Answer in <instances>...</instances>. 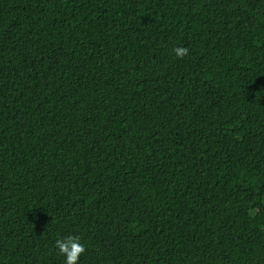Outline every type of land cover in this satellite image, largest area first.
I'll return each instance as SVG.
<instances>
[{
    "label": "trees",
    "instance_id": "trees-1",
    "mask_svg": "<svg viewBox=\"0 0 264 264\" xmlns=\"http://www.w3.org/2000/svg\"><path fill=\"white\" fill-rule=\"evenodd\" d=\"M67 236L264 264V0H0V264Z\"/></svg>",
    "mask_w": 264,
    "mask_h": 264
},
{
    "label": "clouds",
    "instance_id": "clouds-1",
    "mask_svg": "<svg viewBox=\"0 0 264 264\" xmlns=\"http://www.w3.org/2000/svg\"><path fill=\"white\" fill-rule=\"evenodd\" d=\"M177 56L183 58L188 54L187 48H174ZM55 248L59 255L66 257L65 264H78L81 254L85 252V247L80 243V237L67 236L55 241Z\"/></svg>",
    "mask_w": 264,
    "mask_h": 264
}]
</instances>
